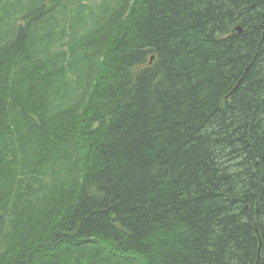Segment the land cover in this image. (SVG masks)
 <instances>
[{"label": "trees", "instance_id": "obj_1", "mask_svg": "<svg viewBox=\"0 0 264 264\" xmlns=\"http://www.w3.org/2000/svg\"><path fill=\"white\" fill-rule=\"evenodd\" d=\"M0 264H264V0H0Z\"/></svg>", "mask_w": 264, "mask_h": 264}, {"label": "water", "instance_id": "obj_2", "mask_svg": "<svg viewBox=\"0 0 264 264\" xmlns=\"http://www.w3.org/2000/svg\"><path fill=\"white\" fill-rule=\"evenodd\" d=\"M240 30V29H239ZM153 59V58H152Z\"/></svg>", "mask_w": 264, "mask_h": 264}, {"label": "bare ground", "instance_id": "obj_3", "mask_svg": "<svg viewBox=\"0 0 264 264\" xmlns=\"http://www.w3.org/2000/svg\"><path fill=\"white\" fill-rule=\"evenodd\" d=\"M26 174V173H25Z\"/></svg>", "mask_w": 264, "mask_h": 264}]
</instances>
